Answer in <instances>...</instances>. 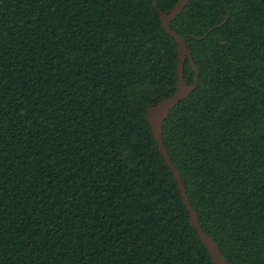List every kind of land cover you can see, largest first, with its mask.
<instances>
[{"label":"trees","instance_id":"1","mask_svg":"<svg viewBox=\"0 0 264 264\" xmlns=\"http://www.w3.org/2000/svg\"><path fill=\"white\" fill-rule=\"evenodd\" d=\"M179 1L0 0V264H213L147 120ZM170 29L198 85L169 159L227 264H264V0H189Z\"/></svg>","mask_w":264,"mask_h":264},{"label":"water","instance_id":"2","mask_svg":"<svg viewBox=\"0 0 264 264\" xmlns=\"http://www.w3.org/2000/svg\"><path fill=\"white\" fill-rule=\"evenodd\" d=\"M153 1L155 2V0ZM188 1L189 0H180L179 3L169 13H160L162 29L175 40L178 46V81L176 85V93L173 96L159 102L154 107L147 108V120L153 138L155 139L156 144L158 146V149L163 158L165 159L177 183L178 189L183 199L184 206L186 207L189 213L190 223L192 227L196 231L202 244L208 250L213 264H227L214 240L208 235H206L199 226L197 215L186 195V191L182 183L181 177L178 171L172 165L162 139V126L165 120L168 118L170 111L181 101L185 100L198 85V71L193 63L192 56L186 46L185 39L171 31L170 29V23L182 13ZM186 59L189 60V63L191 64V67L195 72V80L192 85H188L183 79V64Z\"/></svg>","mask_w":264,"mask_h":264}]
</instances>
